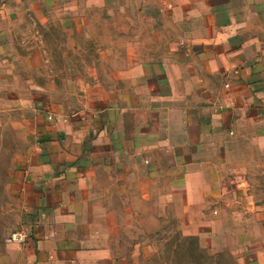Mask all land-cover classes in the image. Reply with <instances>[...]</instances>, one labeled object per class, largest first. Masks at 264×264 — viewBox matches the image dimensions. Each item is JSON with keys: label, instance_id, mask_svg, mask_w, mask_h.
Returning <instances> with one entry per match:
<instances>
[{"label": "crops", "instance_id": "crops-1", "mask_svg": "<svg viewBox=\"0 0 264 264\" xmlns=\"http://www.w3.org/2000/svg\"><path fill=\"white\" fill-rule=\"evenodd\" d=\"M65 17L72 32L103 31L97 47L130 49L121 85L69 113L36 100L24 66ZM5 110L34 136L8 171L27 235L8 264H140L153 249L135 241L164 206L185 226L216 214L213 228L230 210L203 246L224 234L237 264H264V0H0V127Z\"/></svg>", "mask_w": 264, "mask_h": 264}, {"label": "rangeland", "instance_id": "rangeland-1", "mask_svg": "<svg viewBox=\"0 0 264 264\" xmlns=\"http://www.w3.org/2000/svg\"><path fill=\"white\" fill-rule=\"evenodd\" d=\"M64 20L66 26L62 32L49 28L44 33L47 39L46 46L39 49L43 58L33 54L31 59L24 61V66L32 76L29 82L31 84L27 89L39 95L36 100L40 99L45 104V96L41 94L46 93L48 103H54L60 112L69 113L88 106V103L93 105V98H99L101 103V98L108 90L116 89L121 85L120 80L113 78V73L124 68L123 59L130 49L119 46L97 47V43L103 42L105 36L103 31H97L89 36L87 33L78 34L71 31L69 24H72V19L65 17ZM115 21L119 24L120 17H115ZM98 22L101 21L95 24ZM114 27L111 26V29ZM117 27L119 28V25ZM128 33L118 30L106 33V35H108L109 42L112 40V42L121 43L120 41H124ZM33 34L35 35V33H30L29 39L35 43ZM35 50L33 49V53ZM158 50L162 55L167 49ZM147 72L149 75H155L153 78L156 80L163 81L161 84L164 83L157 67L148 68ZM3 113L5 120L6 116L11 118V126L0 127V264H8L11 244L7 243L6 239L12 232L24 229L21 204L11 196L7 189L8 171L17 165L19 162L17 156L21 152L26 153L30 150L34 136L32 124L30 125L29 121H23L19 113L11 110H5ZM15 121H20L22 126L20 128L15 126ZM176 198L178 201L180 195ZM161 199L164 205L167 204L166 196H161ZM160 209V222L152 225L155 228L154 231H151L149 224L147 227L143 226L144 231L149 232L150 230L151 237L135 241L149 244L153 249L152 256L141 261L140 264H237L231 254L233 250L231 238L228 239L223 234L221 239L213 240L209 248L203 246L199 238L202 232L217 234L220 233L218 231L225 230L224 225L227 220L231 222L230 210L227 211V218L215 220L213 228L211 220L214 216L217 217L216 214H212L213 216L205 219L201 224L188 218V226H185L182 214L169 215L166 206ZM195 210L193 209L194 212ZM147 215L143 216L144 221L148 220L149 223H153L151 218L146 217ZM133 229L129 227V230L133 231ZM130 242L131 239L127 240V238L121 240V243L127 247ZM209 249L214 250L209 251ZM216 250L218 252H215Z\"/></svg>", "mask_w": 264, "mask_h": 264}, {"label": "built area", "instance_id": "built-area-1", "mask_svg": "<svg viewBox=\"0 0 264 264\" xmlns=\"http://www.w3.org/2000/svg\"><path fill=\"white\" fill-rule=\"evenodd\" d=\"M27 235L24 230L12 232L11 235L6 239L7 243L11 244H23Z\"/></svg>", "mask_w": 264, "mask_h": 264}]
</instances>
